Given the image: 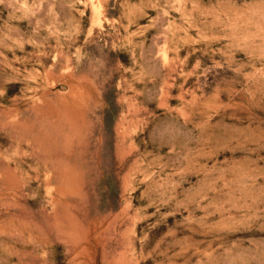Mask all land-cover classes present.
Masks as SVG:
<instances>
[{
    "label": "rangeland",
    "instance_id": "rangeland-1",
    "mask_svg": "<svg viewBox=\"0 0 264 264\" xmlns=\"http://www.w3.org/2000/svg\"><path fill=\"white\" fill-rule=\"evenodd\" d=\"M0 264H264V0H0Z\"/></svg>",
    "mask_w": 264,
    "mask_h": 264
}]
</instances>
